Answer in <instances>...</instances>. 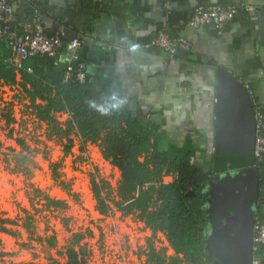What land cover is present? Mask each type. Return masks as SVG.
<instances>
[{
    "label": "crops",
    "instance_id": "0c3cea01",
    "mask_svg": "<svg viewBox=\"0 0 264 264\" xmlns=\"http://www.w3.org/2000/svg\"><path fill=\"white\" fill-rule=\"evenodd\" d=\"M28 3L42 13L47 33L63 30L66 40L80 36L81 44L74 49L62 46L54 56L55 61L65 66L76 55L84 64L86 85L99 101L106 102L116 93L124 99L119 110L159 124L161 148L174 143L173 151L177 154L193 151L195 161L206 174L200 186L207 202L205 182L219 169L231 170L230 160L223 161L216 151L217 133L223 129L220 130L219 116L227 114L218 100L221 69L233 76L249 101L252 138L251 96L264 112V0H28L26 4L14 2V26L18 32L19 24L29 18ZM216 5L237 9L221 34L211 26L189 27L188 20L197 6ZM163 22H167L171 35H181L190 41L189 51L170 55L161 48H144ZM4 50L7 48L0 41V54ZM245 85L251 88L252 95ZM78 142L75 140L74 145L79 146ZM91 149L101 154L95 143H88L80 151ZM253 160L259 172L254 218L264 219V153L260 160L256 161L254 156ZM246 164L240 166L251 163ZM110 165L120 177L118 168ZM173 178L165 175L163 181L170 182ZM101 215L107 222H118L120 226L123 221H136L135 226L144 227L147 240L149 234H154L134 214L113 210ZM254 254L264 264V244L257 245Z\"/></svg>",
    "mask_w": 264,
    "mask_h": 264
},
{
    "label": "trees",
    "instance_id": "16d2710c",
    "mask_svg": "<svg viewBox=\"0 0 264 264\" xmlns=\"http://www.w3.org/2000/svg\"><path fill=\"white\" fill-rule=\"evenodd\" d=\"M27 5H30L27 17L31 18L34 5ZM94 5L99 10V4L95 2ZM2 52L0 82L20 88L25 100L36 109L38 119L45 122L48 136L63 139L66 153L71 151L75 140L79 141V150H84L88 143L98 144L101 156L120 171L115 189L104 177H91L96 210L100 214L113 210L134 214L152 231L165 233L175 254L166 257L164 250L149 244L146 262L214 264V257L205 250L208 220L206 196L200 183L206 174L195 161L193 151L189 149L177 154L173 151L174 143L161 148L160 126L153 120H139L125 110L101 115L91 109L87 101L105 102L95 97L86 80H65L67 64L59 65L54 56L27 58L24 66L30 65L33 71L20 69L17 78L15 65L6 61L9 50ZM58 111L69 114L64 124L55 116ZM1 117L10 123L9 115H0V120ZM14 139L21 148L26 147L22 138ZM165 175H173L174 178L164 182ZM189 190L195 193L189 196ZM0 231L10 233L4 225L0 226ZM74 236L75 245L67 249L65 264H86L85 245L80 243L82 233L76 232ZM1 243L0 236V248ZM5 255L0 249V261Z\"/></svg>",
    "mask_w": 264,
    "mask_h": 264
},
{
    "label": "rangeland",
    "instance_id": "374dc122",
    "mask_svg": "<svg viewBox=\"0 0 264 264\" xmlns=\"http://www.w3.org/2000/svg\"><path fill=\"white\" fill-rule=\"evenodd\" d=\"M5 114L11 121L0 120V226L10 233L0 231V249L6 253L0 264H65L76 232L82 233L85 255L89 251L92 258H102L101 249L113 236L111 226L120 225L96 210L91 177H104L114 187L116 171L97 149L82 152L74 145L66 153L65 141L48 136L20 88L0 83V115ZM55 116L63 124L68 117ZM135 222L123 221L120 241Z\"/></svg>",
    "mask_w": 264,
    "mask_h": 264
},
{
    "label": "built area",
    "instance_id": "2783aa9c",
    "mask_svg": "<svg viewBox=\"0 0 264 264\" xmlns=\"http://www.w3.org/2000/svg\"><path fill=\"white\" fill-rule=\"evenodd\" d=\"M28 0H0V41L9 50L10 55L6 61L15 65L17 75L20 69L32 72L33 68L24 66V60L35 55H46L53 57L59 49L67 45L74 49L81 44L80 36H75L66 40V33L63 30H57L51 34L46 33L42 23V13L33 7L31 18L19 24L18 32L15 23L14 2L26 3ZM237 9L235 7L224 6H197L191 14L188 25L192 28L211 26L217 34H221L226 25L234 18ZM167 22H163L155 35L144 45V48H161L170 55L177 54L180 51H189L190 41L181 35H171L168 32ZM19 56V58H18ZM74 78L79 82L86 80L84 64L76 55L71 56L66 65L64 79ZM2 83V82H0ZM246 90L252 95V90L248 85ZM253 107L254 135H253V156L256 161L260 160L264 153V112L262 106L251 96ZM57 117L69 115L67 111H58ZM110 240L101 249L102 258H92L91 252L85 255L86 264H148L146 262L147 250L149 244L156 249L164 250L165 256L175 254V251L169 244L163 231H153L149 234L150 240H147L143 226L130 227L129 231H124L126 239L122 242L118 238V228L113 227ZM148 236V235H147ZM253 256L251 264H263L262 260L254 254L256 246L264 244V219H255L252 227ZM139 249L141 250L139 252ZM180 264H188L181 262Z\"/></svg>",
    "mask_w": 264,
    "mask_h": 264
},
{
    "label": "water",
    "instance_id": "95a60500",
    "mask_svg": "<svg viewBox=\"0 0 264 264\" xmlns=\"http://www.w3.org/2000/svg\"><path fill=\"white\" fill-rule=\"evenodd\" d=\"M220 74L218 100L227 114L219 116L222 126L219 128H223V132L217 133L216 151L223 161L226 158L230 160L228 166L231 170L226 167L221 172L219 169L204 185L209 194L205 207L208 220L205 250L219 264H251L255 220L253 202L257 197L259 180L252 154L251 108L233 76L224 69ZM248 162L252 165L240 166ZM194 193V190H189L187 195Z\"/></svg>",
    "mask_w": 264,
    "mask_h": 264
},
{
    "label": "clouds",
    "instance_id": "9594fccd",
    "mask_svg": "<svg viewBox=\"0 0 264 264\" xmlns=\"http://www.w3.org/2000/svg\"><path fill=\"white\" fill-rule=\"evenodd\" d=\"M87 103L91 109H94L99 114L111 115L113 112L119 111L120 107L124 103V99L116 93H112L108 101L104 104H97L95 100H89Z\"/></svg>",
    "mask_w": 264,
    "mask_h": 264
},
{
    "label": "flooded vegetation",
    "instance_id": "af4514ba",
    "mask_svg": "<svg viewBox=\"0 0 264 264\" xmlns=\"http://www.w3.org/2000/svg\"><path fill=\"white\" fill-rule=\"evenodd\" d=\"M213 262H214V264H219V262L217 261L216 258H213Z\"/></svg>",
    "mask_w": 264,
    "mask_h": 264
}]
</instances>
